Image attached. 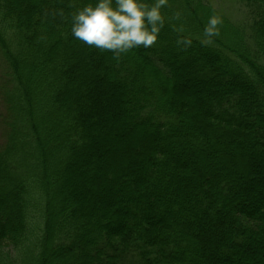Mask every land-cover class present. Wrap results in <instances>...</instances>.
Masks as SVG:
<instances>
[{
    "label": "trees",
    "instance_id": "trees-1",
    "mask_svg": "<svg viewBox=\"0 0 264 264\" xmlns=\"http://www.w3.org/2000/svg\"><path fill=\"white\" fill-rule=\"evenodd\" d=\"M233 1L116 59L71 34L96 0H0V264H264V0Z\"/></svg>",
    "mask_w": 264,
    "mask_h": 264
},
{
    "label": "clouds",
    "instance_id": "clouds-1",
    "mask_svg": "<svg viewBox=\"0 0 264 264\" xmlns=\"http://www.w3.org/2000/svg\"><path fill=\"white\" fill-rule=\"evenodd\" d=\"M167 0L149 5L144 0H96L77 11L72 17L71 34L74 39L102 52H110L119 59L136 49L154 46L163 27L161 8ZM220 21L210 18L204 30L206 37L217 34ZM178 44L191 46L190 39Z\"/></svg>",
    "mask_w": 264,
    "mask_h": 264
},
{
    "label": "rangeland",
    "instance_id": "rangeland-1",
    "mask_svg": "<svg viewBox=\"0 0 264 264\" xmlns=\"http://www.w3.org/2000/svg\"><path fill=\"white\" fill-rule=\"evenodd\" d=\"M210 4L215 8L217 15L219 16V19L229 22V23H244V22H249L250 16L248 14V10L236 4L233 0H209ZM9 67L6 62L5 56L3 55L2 52H0V144L1 142H5L6 140V135H7V128H8V123H7V108L2 101V96L6 94V92L11 88V85L9 83ZM193 96L195 93H191ZM112 134V133H111ZM5 136V137H4ZM112 137H114L112 135ZM115 141L118 143V139L115 137ZM114 143V142H113ZM111 145L115 146L116 143ZM108 148V147H107ZM89 200V199H88ZM90 201V200H89ZM91 202V201H90Z\"/></svg>",
    "mask_w": 264,
    "mask_h": 264
}]
</instances>
